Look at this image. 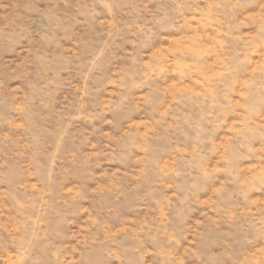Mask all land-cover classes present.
Returning <instances> with one entry per match:
<instances>
[{"label":"rangeland","instance_id":"obj_1","mask_svg":"<svg viewBox=\"0 0 264 264\" xmlns=\"http://www.w3.org/2000/svg\"><path fill=\"white\" fill-rule=\"evenodd\" d=\"M0 264H264V0H0Z\"/></svg>","mask_w":264,"mask_h":264}]
</instances>
